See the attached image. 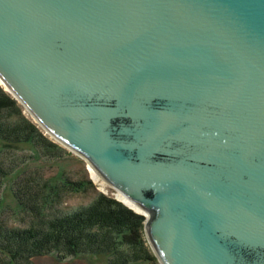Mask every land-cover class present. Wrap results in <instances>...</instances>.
I'll return each instance as SVG.
<instances>
[{"label":"water","instance_id":"95a60500","mask_svg":"<svg viewBox=\"0 0 264 264\" xmlns=\"http://www.w3.org/2000/svg\"><path fill=\"white\" fill-rule=\"evenodd\" d=\"M0 80L161 264H264V0H0Z\"/></svg>","mask_w":264,"mask_h":264},{"label":"trees","instance_id":"16d2710c","mask_svg":"<svg viewBox=\"0 0 264 264\" xmlns=\"http://www.w3.org/2000/svg\"><path fill=\"white\" fill-rule=\"evenodd\" d=\"M23 148L31 155L20 157ZM64 151L0 84V214L8 203L13 214L35 219L23 225L0 218V264H36L35 258L49 255L60 260L104 256L107 264H159L144 238V215L105 195L92 205L68 210L63 207L65 191L91 182L74 184L61 166L49 175L38 168L26 170L28 162L53 159ZM7 182L11 199L5 203Z\"/></svg>","mask_w":264,"mask_h":264},{"label":"rangeland","instance_id":"374dc122","mask_svg":"<svg viewBox=\"0 0 264 264\" xmlns=\"http://www.w3.org/2000/svg\"><path fill=\"white\" fill-rule=\"evenodd\" d=\"M1 84V80H0ZM4 88L6 86L4 84H1ZM9 94H11L15 99H17L11 92L6 90ZM18 100V99H17ZM18 102L23 107L24 113L32 119L35 123L38 124V126L41 128V130L44 132V135L48 136L51 140L57 142L61 146H63L67 151L62 152V155L59 157H55L53 159H45V160H32L27 163L26 170L32 171L33 168H38V171L44 174H56L57 171H59L60 166L64 169L63 173L68 176L70 181H73L75 184H81L84 180H87V182H91V185L88 184L87 187H79V190H66L65 191V201L63 202V207H65L68 210H73L74 208L83 207V206H89L92 205L101 195H105L109 198H112L113 200H116L119 203H122L126 207L132 209L138 214V211L136 209L131 208L129 205H127L123 200H121L118 196L119 189L111 185L109 182L105 181L103 178L100 177L99 180H96L92 169L90 167L91 164L81 157L77 153H73L69 150L68 147H66L63 143L58 141L53 135H51L47 130L39 124V122L34 118V116L31 114V112L21 103L20 100ZM20 157H24V155H31V151L29 148H23L18 151ZM105 182V183H103ZM10 182H7L4 186V197H5V203L9 202L11 199V193L9 191ZM8 204V203H6ZM5 204V209L2 214H0V218H11V221L17 219L20 220L23 225H30L31 222L35 219L31 215L21 214V215H15L13 214L12 208H10L8 205ZM140 211V210H139ZM142 231L144 234V238L147 242V245L149 246V249L155 255L157 258V261L159 264H161L159 258L157 257L154 248L150 242V239L147 234V230L144 227H142ZM36 264H107L106 257H94V256H88V255H81L78 257H69L64 260L57 259L55 256H42L35 258Z\"/></svg>","mask_w":264,"mask_h":264},{"label":"bare ground","instance_id":"6f19581e","mask_svg":"<svg viewBox=\"0 0 264 264\" xmlns=\"http://www.w3.org/2000/svg\"><path fill=\"white\" fill-rule=\"evenodd\" d=\"M5 86H6V84H5ZM6 87H8V86H6ZM89 164H91V163L89 162ZM90 167H91V169H92L93 175H94V177H95L96 180H99L100 177L103 178L102 175L98 172V170L94 167L93 164H91ZM103 179H104V178H103ZM104 180H105V179H104ZM105 181H106V180H105ZM103 183H105V182H103ZM118 196H119V198H120L121 200H123V201H124L127 205H129L131 208L136 209V211H138V212H142V213H145V215H147L145 209H144L142 206H140L137 202H135L133 199H131L129 196H127V195H126L124 192H122L121 190H119ZM139 210H140V211H139Z\"/></svg>","mask_w":264,"mask_h":264}]
</instances>
